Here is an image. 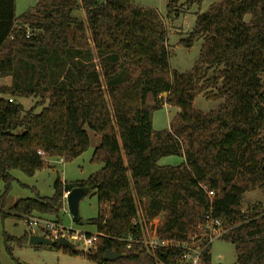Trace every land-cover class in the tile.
I'll return each instance as SVG.
<instances>
[{
	"label": "trees",
	"instance_id": "16d2710c",
	"mask_svg": "<svg viewBox=\"0 0 264 264\" xmlns=\"http://www.w3.org/2000/svg\"><path fill=\"white\" fill-rule=\"evenodd\" d=\"M204 1L168 0L167 17ZM196 40L199 58L179 72L171 69L167 26L155 8L134 0H38L17 16L16 0H0V77L12 78L0 86L4 194L13 170L34 176L48 158L69 162L83 154L87 128L101 137L92 161L102 164L85 180L58 176L51 197L21 198L0 209V221L39 214L61 222L65 194L84 187L97 196L98 214L87 221L97 243L87 252L51 246L95 264H178V249H127L123 240L146 230L185 240L212 207L228 230L222 238L235 245L234 264H264V209L243 206L248 190L264 188V0L213 2L180 43L189 48ZM201 94L222 103L205 113L193 105ZM22 98L36 99V107L26 109ZM165 104L179 111L157 131L153 115ZM183 144V164H159L183 155ZM204 187L214 192L212 202ZM31 235L4 232L7 252ZM106 251L119 256L105 260ZM203 260L212 264L210 246Z\"/></svg>",
	"mask_w": 264,
	"mask_h": 264
},
{
	"label": "rangeland",
	"instance_id": "374dc122",
	"mask_svg": "<svg viewBox=\"0 0 264 264\" xmlns=\"http://www.w3.org/2000/svg\"><path fill=\"white\" fill-rule=\"evenodd\" d=\"M223 0H205L201 7L193 6L190 9L183 8L181 14L175 19L167 17L168 0H134L135 5L139 7L155 8L164 19L167 26V46L170 51V66L172 70L184 72L193 67L199 58L202 40H196L192 47H185L181 44V39L188 37L195 26L197 14L208 10L213 2ZM38 0H16L17 16L32 9ZM73 15L79 19H84V11L75 9ZM98 71L101 73L103 65L101 56L96 55L95 60ZM12 83L11 77H0V86H9ZM264 85V77H263ZM212 93V92H211ZM163 96L166 93L162 94ZM211 95V94H210ZM9 97V95L7 96ZM26 109L36 107V99L22 98L19 100ZM222 100H216L209 95H199L195 98L193 105L205 113L218 108ZM41 107L36 108L39 112ZM179 111L178 107L165 104L164 107L156 111L153 115V128L157 131L169 127L170 121ZM90 137L89 148L79 157L72 161H61V158H48L49 166L38 170L34 176H28L20 170H13L11 174L14 181L8 193L5 192V184L0 181V199L3 203L0 209L7 212L12 204L21 198L35 197L39 194L43 197H51L54 194V182L59 176L63 181L75 182L87 179L91 174L96 173L102 168L101 163L92 161L93 152L100 144L101 137L91 129H88ZM187 145H182L181 156L172 155L162 158L160 165H179L184 163V152ZM264 188L257 187L248 190L243 198L245 209H264ZM98 214L97 196L93 191L87 190V193L79 201L80 223L74 221L73 216L68 210L67 202L61 213V224L71 229L72 232H83L84 234H96V227L87 223L89 219L95 218ZM43 218L55 219L48 215L33 214ZM29 220L20 216L6 218L0 221V260L1 264H95L81 254H74L66 249H57L51 245H34L29 241L23 246L15 245L13 253L10 255L4 245L3 233L21 237L25 231H30ZM35 234H41L40 230L34 228ZM151 230H146L145 236L150 235ZM34 234V235H35ZM74 250L78 252H87L93 246L85 245L83 241H75ZM210 255L212 264H234L237 260L235 245L226 239L220 237L212 241L210 245Z\"/></svg>",
	"mask_w": 264,
	"mask_h": 264
},
{
	"label": "built area",
	"instance_id": "2783aa9c",
	"mask_svg": "<svg viewBox=\"0 0 264 264\" xmlns=\"http://www.w3.org/2000/svg\"><path fill=\"white\" fill-rule=\"evenodd\" d=\"M32 32L27 31V37H30ZM10 101L13 98L9 97ZM43 155V152L39 151ZM63 161V159H61ZM210 201H213L214 192L208 191L205 187ZM68 194V193H67ZM65 194V197L67 196ZM26 219L29 220V228L34 232V228L43 232L44 236L50 240L58 241L61 237L67 238L72 243L75 241H83L85 245L95 246L98 241L99 233L84 234L83 232H72L71 229L65 228L61 222L55 219L43 218L41 216L31 215ZM196 232L188 235L185 240H179L169 237H161L156 232L145 236L143 232L141 237L129 235L125 241L126 248L132 249L134 245H138L139 250L152 251L155 249H178L179 255L176 257L178 264H204V253L216 238L223 237L227 233V229L223 228L219 218L213 215V208L205 213L202 220L196 226ZM74 244V243H73Z\"/></svg>",
	"mask_w": 264,
	"mask_h": 264
},
{
	"label": "water",
	"instance_id": "95a60500",
	"mask_svg": "<svg viewBox=\"0 0 264 264\" xmlns=\"http://www.w3.org/2000/svg\"><path fill=\"white\" fill-rule=\"evenodd\" d=\"M87 193V189L84 187H76L68 192L66 196L67 207L73 218L78 219L79 217V201ZM29 242L34 245H51L53 243L49 238L42 235H31ZM58 244L62 247L74 250V244L65 237H61L58 240ZM118 254L112 251L105 252V260H114L118 258Z\"/></svg>",
	"mask_w": 264,
	"mask_h": 264
},
{
	"label": "crops",
	"instance_id": "0c3cea01",
	"mask_svg": "<svg viewBox=\"0 0 264 264\" xmlns=\"http://www.w3.org/2000/svg\"><path fill=\"white\" fill-rule=\"evenodd\" d=\"M32 234H35L34 232ZM35 235H39V234H35Z\"/></svg>",
	"mask_w": 264,
	"mask_h": 264
}]
</instances>
